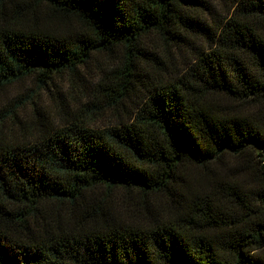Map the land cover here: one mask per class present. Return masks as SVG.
Returning a JSON list of instances; mask_svg holds the SVG:
<instances>
[{"label":"trees","instance_id":"obj_1","mask_svg":"<svg viewBox=\"0 0 264 264\" xmlns=\"http://www.w3.org/2000/svg\"><path fill=\"white\" fill-rule=\"evenodd\" d=\"M230 1L0 0V104L105 64L33 141L0 109V264H264V0Z\"/></svg>","mask_w":264,"mask_h":264},{"label":"rangeland","instance_id":"obj_2","mask_svg":"<svg viewBox=\"0 0 264 264\" xmlns=\"http://www.w3.org/2000/svg\"><path fill=\"white\" fill-rule=\"evenodd\" d=\"M209 3V10H215L218 15L223 16L229 10L230 0H205ZM182 63L186 57H179ZM182 58V59H181ZM104 58L96 57L88 66L87 74L91 77L86 78L84 83L85 88H82L77 81L71 82L68 76L55 77L53 83L49 85V90L39 89L35 81H27L21 84H16L10 87L7 97L0 104V109L7 106L8 103H14L16 101L24 102L25 105L22 107V121L26 126V134L24 137H28L29 141H33L36 135V131L32 128L33 118L31 112H33V103L42 111L45 117L55 118L56 112H59V106L61 102L65 105L70 106V112H78L88 102L87 98L84 97L85 91L93 92L94 89L92 84L95 82L97 74L100 68L105 67ZM90 71V72H89ZM94 77V78H93ZM110 119H97L91 122L90 125L94 128H101L109 125ZM57 121V120H56ZM15 137L20 138L22 135L14 132Z\"/></svg>","mask_w":264,"mask_h":264}]
</instances>
